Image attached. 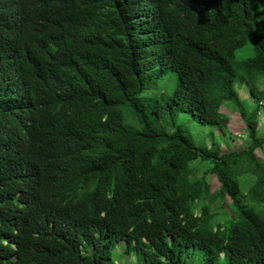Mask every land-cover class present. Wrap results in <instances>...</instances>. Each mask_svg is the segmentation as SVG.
Here are the masks:
<instances>
[{
	"label": "trees",
	"instance_id": "1",
	"mask_svg": "<svg viewBox=\"0 0 264 264\" xmlns=\"http://www.w3.org/2000/svg\"><path fill=\"white\" fill-rule=\"evenodd\" d=\"M262 105L264 0L0 4V264H264Z\"/></svg>",
	"mask_w": 264,
	"mask_h": 264
},
{
	"label": "rangeland",
	"instance_id": "2",
	"mask_svg": "<svg viewBox=\"0 0 264 264\" xmlns=\"http://www.w3.org/2000/svg\"><path fill=\"white\" fill-rule=\"evenodd\" d=\"M239 94L241 95L242 98L245 99L246 105L252 104L250 97L247 96L246 93L240 91ZM249 111L251 112V109H249ZM223 112L225 113V115H228L227 133L225 134L224 141L229 142L230 150L236 151L239 148L243 147V141L245 140L243 132H244L245 126L242 120L240 119V116L231 108H229L227 111L223 110ZM258 113H259L258 116L260 118L259 122L261 124L260 125L261 127L264 124V105H262V109ZM263 130L264 128L261 127L262 132ZM214 133L216 134V138H219L220 140L221 133L219 131H214ZM261 157H263L264 159V156L261 155ZM206 180L208 182V185L210 186L211 193L216 192L219 189L220 185L217 179L215 178V176L208 175ZM120 253L122 254V252L120 251V248L117 247L114 251L115 256L120 255ZM128 260L129 259H127V257L124 258V261H123L125 262L124 264H127ZM128 264H130V262Z\"/></svg>",
	"mask_w": 264,
	"mask_h": 264
},
{
	"label": "clouds",
	"instance_id": "3",
	"mask_svg": "<svg viewBox=\"0 0 264 264\" xmlns=\"http://www.w3.org/2000/svg\"><path fill=\"white\" fill-rule=\"evenodd\" d=\"M5 2H9V0H0V4L5 3ZM9 151H10V150L6 147L5 143L3 142V146L0 147V157H2L3 159H1L0 162H6V161H7ZM21 155H22V153H20L19 155H17V156L14 158V161L17 160V159H19V158L21 157ZM11 160H12V159H11ZM11 160L7 161V165H6V169L9 170V171L11 170L12 167H14V166H13V163L9 166V168L7 167L8 164L11 162ZM14 161H13V162H14ZM32 190H44V191H46L45 188H38V189H36V188H35V189H29V188H27V189H25V190L16 191V192H15V196H16L17 198H18L19 196H22V195H23V196H31V194H32ZM210 193H211V192H210ZM224 205H225V209L227 208L226 211H227V212H230V210H229V208H228L226 202H224ZM205 206H208V203H207V202H205ZM212 206H214V205H212ZM221 214H222L221 212H218L217 214H213V215H215V218H216V219H221V220H222V218H221L222 215H221ZM15 232H16V231L9 232V233L6 234V236H5V235L2 236V239H3L4 243H5V245H8V244L12 243V237L14 236ZM12 244H13V243H12Z\"/></svg>",
	"mask_w": 264,
	"mask_h": 264
}]
</instances>
